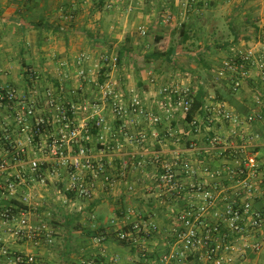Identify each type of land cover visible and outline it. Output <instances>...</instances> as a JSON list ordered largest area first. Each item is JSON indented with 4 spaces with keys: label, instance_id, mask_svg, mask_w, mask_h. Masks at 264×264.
<instances>
[{
    "label": "crops",
    "instance_id": "crops-1",
    "mask_svg": "<svg viewBox=\"0 0 264 264\" xmlns=\"http://www.w3.org/2000/svg\"><path fill=\"white\" fill-rule=\"evenodd\" d=\"M95 1L0 0V86L14 87L24 94L35 89L38 107L51 121L38 142L25 144L21 163L13 164L11 145L0 140V156L12 165L7 174H23L25 181L20 183L18 193L30 196V203L22 204L8 200L0 191V206L23 208L35 228L46 225L53 231L51 241L40 237L38 242L2 232L0 247L35 256V264H59L51 246L62 236L66 246L61 255L62 264H82L90 259L111 264L116 258L118 264H145L136 248L118 239V232L126 230L137 219L136 215L141 214L158 228L149 248L148 263L162 264L161 256L173 249L171 234L180 227L179 211L188 200L197 197L188 192L167 193L158 185V177L169 166L182 183H195L198 175L187 174L184 162H190L192 168L212 164L217 151L210 147L208 137L215 133L227 135L229 128L218 124L210 130L207 110L193 116L200 131L191 126L192 118L179 112L168 117L167 100L161 89L171 84L188 85L198 94L206 92L205 106L219 104L239 114L256 110L258 106L252 105L264 96V84L254 75L234 92L235 102L239 104L227 99L217 101L218 91L206 85L202 73L211 68L213 78L223 82L227 92L231 89L230 82L219 75L221 65L215 66L216 61L205 58L210 47L199 48L193 31L200 30L197 23H205V28L211 24L215 25L213 29L227 27L234 35L243 31L240 37L235 36L237 45L254 49L258 56L264 55V0H104L102 9H97ZM157 37L167 39V43L159 42L166 45L168 53L164 56L156 50ZM232 51L226 57L233 56L237 50ZM80 54L87 56L83 66L90 70L84 79L77 76L82 69L77 64ZM111 55L118 56V66L109 75L116 84L118 98L125 104L138 97L143 110L159 117L160 123L150 124L145 115L133 111L120 117L113 113L112 98L101 99L97 88L104 78L101 58ZM226 57L217 61L223 64ZM98 68L100 74L95 72ZM32 71L38 73L39 80H31ZM254 81L258 86L252 85ZM47 88L60 101L76 105L78 120L88 119L91 127L86 145L88 153L96 162L102 160L107 174L113 178L108 184L101 175L88 172L86 179L93 190L90 199L66 190L68 170L47 149L49 136L59 129L52 118L55 113L47 109L43 97ZM258 91L261 95L256 94ZM86 104L88 111L84 112L82 106ZM8 114L6 107L0 108V121L7 122ZM99 117L104 120L101 128L95 125ZM12 133L15 138L26 137L17 128H12ZM142 135L145 139L137 144L135 140ZM67 153L75 154L74 150ZM33 159L42 161L45 183L31 176L29 163ZM6 177V174L0 176ZM108 211L111 215L104 217ZM75 223L79 225L74 233L77 245L70 248L71 233L66 230L63 235L58 230L70 229ZM262 251L248 254L236 264H259ZM189 259L172 264H195ZM8 263L7 256L1 258V264Z\"/></svg>",
    "mask_w": 264,
    "mask_h": 264
},
{
    "label": "built area",
    "instance_id": "built-area-1",
    "mask_svg": "<svg viewBox=\"0 0 264 264\" xmlns=\"http://www.w3.org/2000/svg\"><path fill=\"white\" fill-rule=\"evenodd\" d=\"M31 1V0H27ZM167 20L169 17H166ZM145 34V31H141ZM85 54H80L78 66L82 69L77 73L78 78L85 77L90 70H85ZM102 74L104 78L97 83L102 100L113 99V113L127 116L130 111L145 115L150 124L160 123V118L147 113L142 108L141 100L136 97L125 104L118 98L115 91L116 84L109 79L110 70L118 66V56H103ZM100 68L95 70L100 74ZM219 75L233 83V89L238 90L242 83L252 75L260 78L264 84V55L249 49L237 50L223 62ZM31 80H39L36 72H30ZM259 93V92H258ZM162 96L167 100L168 117L173 113L188 116L191 112L196 90L188 85L171 84L161 89ZM261 95V94H260ZM262 96V95H261ZM47 109L53 111V121L59 129L49 136L47 149L51 155L61 161L68 170L66 190L83 199H90L93 190L86 179L88 172L101 175L103 180L111 184L113 178L107 174L102 160L95 161L88 153L87 144L91 136V127L88 119L78 120L75 117L76 105L60 101L51 88L43 94ZM259 97L256 99L258 108L249 114H239L224 108L223 105L209 104L205 110L209 113V123L212 130L215 126L226 125L227 135L215 133L208 137L210 147L217 151L212 164H203L192 168L190 162H184L185 172L197 176L195 183L184 184L179 175L171 168L166 167L158 177V185L172 195L188 192L195 200H188L178 213L179 228L172 230L174 244L169 254L161 256L162 264H172L187 258L195 264H236L238 259H246L248 254H258L264 247V144L259 142V136L252 134V125H264V106ZM18 106L14 108L13 104ZM38 97L35 89L28 93H20L16 88L0 86V108L6 107L9 111L7 122L0 121V140L11 145L13 164L23 162L25 144H34L39 137L45 134L50 126L49 116L45 117L38 107ZM97 106V105H94ZM217 106V107H214ZM81 107V106H80ZM82 110L88 111V105ZM95 125L104 126L103 118L96 119ZM191 126L200 131L198 120L192 118ZM12 128L19 133H25L24 139L15 138ZM3 132V133H2ZM145 139L137 138L140 144ZM74 150L75 154L68 156L67 152ZM41 160L33 159L29 163V170L33 179L39 183L46 182ZM12 167L7 158L0 156V191L8 200L15 199L22 204L30 203V196H19V185L24 182V175L20 172L7 174ZM134 213V212H132ZM25 209L0 206V234L9 232L16 238L37 241L40 237L51 241L53 231L42 225L35 228ZM126 230L118 232L120 242L128 244L139 251L141 257L148 261L154 235L157 234L156 225L148 222L141 214ZM115 223V220H112ZM165 239L168 237L164 236ZM7 256L8 264H35L36 257L23 253H13L0 247L1 258ZM116 258L111 264H118ZM82 264H106L95 260H86Z\"/></svg>",
    "mask_w": 264,
    "mask_h": 264
},
{
    "label": "rangeland",
    "instance_id": "rangeland-1",
    "mask_svg": "<svg viewBox=\"0 0 264 264\" xmlns=\"http://www.w3.org/2000/svg\"><path fill=\"white\" fill-rule=\"evenodd\" d=\"M200 24L201 23H197V26H199L200 30L193 31V32H195L196 37L198 39L196 45L199 48H202L204 46L210 47V48H208L207 51L205 50L206 52L204 51L205 52L204 56L208 60L212 59V60L216 61L215 63H213V64H215V66H219V65L222 66L223 65L222 62H219L217 60H221V61L224 60V58L229 54V52H233L232 49H235V51H236V50L242 49V48H244V49L250 48V47H240V45H237V43L235 42V40H237L236 38L240 37V34L243 33V31H240V33H237L236 35H234V33L231 32L227 27L224 28L222 26L221 28H219L217 26V29H213V27L215 26L213 24H211L210 27H207V28H205L206 26H204L205 23H203V25H200ZM246 32L250 33V31H246ZM178 33L176 35L177 38H179V36H180ZM235 36H238V37L235 38ZM233 42H235V43H233ZM204 69L206 70L205 67H204ZM208 75H210V76L208 77ZM213 75L214 74L211 72V68H209V67H208L207 71L202 73V76H204L202 78L206 81V83H207L206 85L209 88H211V90L215 89L216 91H220L223 95L227 94V91L224 89L226 87L225 84H223V82L221 83V81L217 80L215 77L213 78ZM257 84H258L257 81H254L252 85L255 87V86H258ZM243 85H244V87L247 86L246 84H243ZM249 90H247L246 95L250 94ZM236 104H239V103H236ZM234 111L236 113H240L237 110H234ZM249 111H252V110H249ZM251 131H252L253 135H258L260 138L259 142L264 144V125H262L261 123L253 124ZM110 215L111 214L108 211L106 213V216H104V217H109ZM78 228H79L78 223H75L71 226L70 229H65V228L61 229L60 228V230H58V232L63 233V235H66V230L69 231V233H71L70 237L72 239L70 240V242L68 244V246L70 245V248L71 247L76 248L77 243H76V237L74 236V233L78 231L77 230ZM65 248H66L65 239H64V237L62 238V236L59 239L56 238L54 245L51 246V249H54V252H55V259H57L59 264L63 263V259H62L61 255L63 254ZM259 264H264V249H263L261 255L259 256Z\"/></svg>",
    "mask_w": 264,
    "mask_h": 264
},
{
    "label": "trees",
    "instance_id": "trees-1",
    "mask_svg": "<svg viewBox=\"0 0 264 264\" xmlns=\"http://www.w3.org/2000/svg\"><path fill=\"white\" fill-rule=\"evenodd\" d=\"M103 2H104V0H97V2L95 1V5H96V7H97V9H102V7H103ZM156 50H157V52L158 53H160V54H162V56H164V54L165 53H168V51H167V49H166V45L165 44H161V43H159V42H161V41H163V42H165V43H167V39H165V40H163V38L162 37H157L156 38ZM231 85V89L227 92V94H225V95H223L220 91H218V97L219 98H217V101H224L225 99H227L230 103H236L235 102V98H236V94H234V92H237V90L235 91L234 89H233V83H231L230 84ZM206 92H202V93H196V95L194 96V102H193V105H192V109H191V112H190V114L188 115V117L191 119V118H193V116L197 113V112H199V113H205L206 112V110H205V105L207 104L206 103V94H205ZM256 94H258V95H260L258 92L256 93ZM229 97V98H228ZM260 98L263 100V105H264V96H260ZM254 107H256L257 106V104H256V101H254V105H253ZM262 109H263V111H264V106L262 107ZM252 111H247V113L246 114H249V113H251Z\"/></svg>",
    "mask_w": 264,
    "mask_h": 264
}]
</instances>
